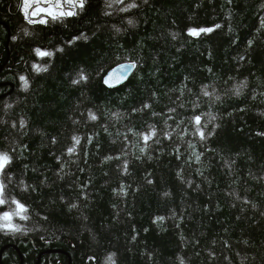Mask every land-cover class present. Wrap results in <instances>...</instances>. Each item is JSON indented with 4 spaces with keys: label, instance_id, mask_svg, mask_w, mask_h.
<instances>
[{
    "label": "trees",
    "instance_id": "obj_1",
    "mask_svg": "<svg viewBox=\"0 0 264 264\" xmlns=\"http://www.w3.org/2000/svg\"><path fill=\"white\" fill-rule=\"evenodd\" d=\"M21 4L0 0L1 179L29 219L0 230V264H264V0H87L46 25Z\"/></svg>",
    "mask_w": 264,
    "mask_h": 264
},
{
    "label": "snow or ice",
    "instance_id": "obj_2",
    "mask_svg": "<svg viewBox=\"0 0 264 264\" xmlns=\"http://www.w3.org/2000/svg\"><path fill=\"white\" fill-rule=\"evenodd\" d=\"M87 0H22L21 8L24 15L25 20L29 24H48L49 20L52 22H62L67 17H73L78 15L77 9L80 11H83L85 4ZM113 3H120L123 4L124 0H112ZM146 2V0H145ZM231 0H229V3ZM111 6V5H109ZM137 5L133 2L131 4H128L124 8L119 9L120 11H129L131 8H135ZM129 23H132V21H129ZM261 26L264 27V20L261 22ZM221 27L220 25H216L215 28ZM214 28H201L199 30L197 29H189V35L192 36H199L201 33H208L214 31ZM25 34L27 35V31L25 30ZM87 39L86 36H77L74 37L72 41H69V43H74L76 40L79 39ZM252 41H249V45H251ZM36 55L38 58H44V57H51L54 55L53 52L47 51V50H41L40 48L34 49ZM58 51H63V49H58ZM136 67L135 62L131 64H125L120 65L118 70H114L113 72H110L109 75L105 78V84H107L109 87L114 86L117 83L123 82V80L127 79L128 74H130V71ZM33 69L36 72L41 71H47L46 67H42L39 64H33ZM87 76L81 74L79 80L73 81V83H79L80 80H86ZM20 80L23 82V87L25 90L29 87V82L26 77L21 76ZM239 94V91L237 92ZM204 95L208 96L211 95L207 90L204 91ZM219 97H217L218 99ZM145 108L150 107V105H145ZM170 111H175V109H170ZM89 118L91 120H96L98 117L95 115V113H89ZM172 117H169L171 119ZM201 116L196 115L192 118V123L195 128V133L198 134L199 138L201 140L206 139L205 133L203 130V127H201ZM212 119H215V117H212ZM183 123V121H181ZM15 127V125H13ZM21 126H24V121H21ZM206 127V125H205ZM150 130L145 133H137L136 135H139L141 139L144 142V148L142 151H145L147 147L149 146L148 142L150 140H153L157 136V131L154 126H149ZM174 131V130H173ZM173 133L167 132L165 133L166 138L171 139ZM183 135H187V131L185 130L183 133H181V138ZM73 146L69 147L67 149V154L69 156L73 155L77 151V147L81 143V137L79 136H73ZM127 139V137H125ZM91 142V139H89V143ZM159 142L158 140L156 141ZM189 147L195 148V145L189 142ZM177 151H179V146H177ZM195 156L196 162L198 163L200 161V155L197 153H193ZM112 157H108V159H111ZM179 158V157H178ZM12 162V157L6 153V152H0V177H3L5 175V169L6 167ZM124 171L127 172V162H125L124 165ZM7 185L4 183L3 179H0V206H3L5 204H15L16 208L11 211H4L0 213V230H8L12 232H20L24 229L21 228L20 225L13 223V217H19L21 220H28L29 217L26 215L28 209L27 207L22 204L19 200L12 198L11 200L8 199L5 189ZM75 207V205H73ZM162 219V218H160ZM92 259V258H90ZM109 261H111V264H115L114 260L112 259V256H109Z\"/></svg>",
    "mask_w": 264,
    "mask_h": 264
},
{
    "label": "flooded vegetation",
    "instance_id": "obj_3",
    "mask_svg": "<svg viewBox=\"0 0 264 264\" xmlns=\"http://www.w3.org/2000/svg\"><path fill=\"white\" fill-rule=\"evenodd\" d=\"M2 70H0V90L3 89V87H6L5 84H9V88H11V91L14 90V85L12 84V81H8L7 78L5 77V74H1ZM20 81V80H19ZM21 84V82H20ZM16 208L15 204H5L3 206H0V213L4 212V211H11L13 209ZM17 219L18 217H13V223L17 224ZM18 225V224H17ZM8 231V230H7Z\"/></svg>",
    "mask_w": 264,
    "mask_h": 264
},
{
    "label": "water",
    "instance_id": "obj_4",
    "mask_svg": "<svg viewBox=\"0 0 264 264\" xmlns=\"http://www.w3.org/2000/svg\"><path fill=\"white\" fill-rule=\"evenodd\" d=\"M125 64H131V63H124V64H120V65H125ZM120 65L114 67L113 70L109 71V72L107 73V75L105 76V78L109 75L110 72H113L114 70H118L119 67H120ZM136 69H137V65H136V67H135L134 69H132V70L130 71V74H128L127 79L123 80V82H121V83H117V84H115V85L112 86V87H109L107 84H105V82H104V81H105V78H104V80H103L104 86H105L106 88H108V89H116V88H119V87L125 85V84L128 82V80L134 75ZM17 250H18V252H19L21 258H23V255H22V253L20 252V250H19V249H17ZM3 251H4V249H3ZM1 253H2V252H1ZM1 258H2V254L0 255V260H2Z\"/></svg>",
    "mask_w": 264,
    "mask_h": 264
},
{
    "label": "rangeland",
    "instance_id": "obj_5",
    "mask_svg": "<svg viewBox=\"0 0 264 264\" xmlns=\"http://www.w3.org/2000/svg\"><path fill=\"white\" fill-rule=\"evenodd\" d=\"M0 179H1V177H0ZM19 218V217H18ZM6 230V229H5Z\"/></svg>",
    "mask_w": 264,
    "mask_h": 264
},
{
    "label": "bare ground",
    "instance_id": "obj_6",
    "mask_svg": "<svg viewBox=\"0 0 264 264\" xmlns=\"http://www.w3.org/2000/svg\"><path fill=\"white\" fill-rule=\"evenodd\" d=\"M111 70H113V69H111ZM111 70H110V71H111Z\"/></svg>",
    "mask_w": 264,
    "mask_h": 264
}]
</instances>
